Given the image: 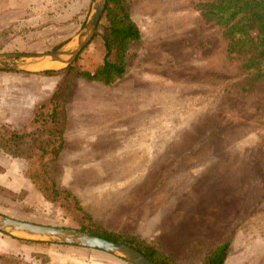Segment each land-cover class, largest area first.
Instances as JSON below:
<instances>
[{"label":"rangeland","instance_id":"obj_1","mask_svg":"<svg viewBox=\"0 0 264 264\" xmlns=\"http://www.w3.org/2000/svg\"><path fill=\"white\" fill-rule=\"evenodd\" d=\"M126 3L140 39L130 44L127 74L117 84L89 82L67 73L68 65L50 75L21 72L35 94L47 88L49 95L41 92L34 104L31 138L0 125V138L22 136V156L31 145V158L19 159L34 180L32 190L0 186V213L132 236L176 264H203L226 241L223 264H264V78L248 77L249 54L228 53L229 39L200 13L198 0ZM90 4L42 0L41 16L0 31V53L61 48ZM102 45L98 35L75 68L94 67ZM57 87L66 120L60 135L51 116ZM0 264L132 263L0 232Z\"/></svg>","mask_w":264,"mask_h":264},{"label":"trees","instance_id":"obj_2","mask_svg":"<svg viewBox=\"0 0 264 264\" xmlns=\"http://www.w3.org/2000/svg\"><path fill=\"white\" fill-rule=\"evenodd\" d=\"M197 9L208 21L215 23L222 28V34L229 39L228 53H244L249 56L244 61V69L251 80L264 78V0H198ZM99 27L102 30L99 31ZM100 36L104 48L103 61L93 70L76 69L74 64H68L65 71L74 72L76 76L83 77L90 81H97L103 85L110 86L118 78L126 73L125 56L131 43L140 39V31L132 20L126 0H107L105 10L98 24L96 36ZM91 40V41H92ZM56 71L46 70L42 74L50 75ZM59 87L52 95L54 108L51 116L56 120L58 134H62L65 123L64 104L61 99ZM63 98V97H62ZM22 135L32 137V130ZM21 135L12 134L7 139L0 138V146L9 154L25 159L31 158V145L28 154L22 156L18 152V139ZM53 142V141H49ZM63 138L57 147H52L51 152L56 156L63 146ZM29 179L33 180L32 167L26 171ZM46 193L45 190L43 191ZM88 231L110 241L124 242L142 251L149 259L157 264H176L169 256L159 252L154 246L143 243L132 236L120 237L116 233L105 229ZM229 242L226 241L218 246L204 261L203 264H223Z\"/></svg>","mask_w":264,"mask_h":264},{"label":"water","instance_id":"obj_3","mask_svg":"<svg viewBox=\"0 0 264 264\" xmlns=\"http://www.w3.org/2000/svg\"><path fill=\"white\" fill-rule=\"evenodd\" d=\"M106 1L91 0L90 10L84 24L75 36L61 48L41 52L0 53V71H55L57 70L56 65L71 64L94 37L104 13ZM0 232L23 240L46 241L97 249L132 264H157L128 243L110 241L78 228L40 224L0 213Z\"/></svg>","mask_w":264,"mask_h":264},{"label":"crops","instance_id":"obj_4","mask_svg":"<svg viewBox=\"0 0 264 264\" xmlns=\"http://www.w3.org/2000/svg\"><path fill=\"white\" fill-rule=\"evenodd\" d=\"M41 5L42 0H0V31L7 29V27L17 21L25 23L26 20L32 19L33 16H41ZM35 21L37 22V19ZM102 61L103 57L102 60L96 61L95 66L89 70H93ZM21 74V72L0 71V125L5 124L6 127L11 129H22L25 131L24 134H26L32 130L33 107L35 102L39 100V94L41 92L45 95L49 94L47 93V88L44 90L40 89V93L35 94L31 77L28 78ZM126 74L127 63L126 73L121 78H118L112 86L121 81ZM89 82L94 83L95 81L89 80ZM0 186L12 191L21 189L32 190L33 186L31 180L25 176L22 160L7 153L1 146Z\"/></svg>","mask_w":264,"mask_h":264}]
</instances>
